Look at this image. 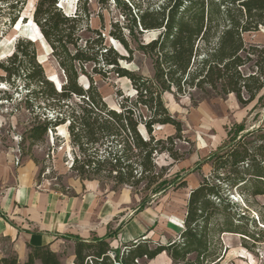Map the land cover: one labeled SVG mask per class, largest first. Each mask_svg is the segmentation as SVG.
<instances>
[{
  "label": "trees",
  "instance_id": "trees-1",
  "mask_svg": "<svg viewBox=\"0 0 264 264\" xmlns=\"http://www.w3.org/2000/svg\"><path fill=\"white\" fill-rule=\"evenodd\" d=\"M61 1L36 0L27 18L51 49L64 78L61 88L57 90L47 80L29 39L16 40L13 53L0 63V84L24 92L21 103L31 115L25 140L30 145L42 142L48 133L65 126L72 146L83 157L80 167H72L79 180L109 185L113 191L140 190L144 195L140 209L152 196L185 188L183 178L167 179L170 166L159 168L155 163L157 155L166 154L173 164L184 157L175 149L182 125L169 114L163 95L189 96L191 101L193 93L233 95L241 107L252 104L264 91V45L249 44L244 36L264 26V0H112L130 20L128 35L158 33L149 43L132 48L113 24L109 37L127 57L107 45L100 31L90 30L89 0H72L73 14L59 7ZM18 4L22 13L25 0H0V9L7 11L0 37L19 20L21 13L14 15ZM81 33L91 36L83 40ZM136 52L151 60L152 78L120 67L121 61L130 62ZM89 64L95 74L127 79L136 98L130 101L116 91L122 101L111 109L85 72ZM80 75L86 77L87 88L78 84ZM156 126H171L175 135L157 139ZM205 163L210 164V172L189 194L177 239L165 245L139 241L117 249L107 242L114 236L111 231L104 239H73L72 264H146L143 261L162 253L172 264H221L223 235L240 236L245 248L246 242H259L257 234L262 231L254 235L247 230L249 209L243 205L236 215L233 209L238 205L231 198L264 197V126L249 131L233 126L227 141L190 173L199 172ZM0 264L61 262L48 247H39L29 248L22 263L12 255Z\"/></svg>",
  "mask_w": 264,
  "mask_h": 264
},
{
  "label": "rangeland",
  "instance_id": "rangeland-1",
  "mask_svg": "<svg viewBox=\"0 0 264 264\" xmlns=\"http://www.w3.org/2000/svg\"><path fill=\"white\" fill-rule=\"evenodd\" d=\"M29 3H31L29 12L23 16ZM34 3H36V0H25L22 13L19 11L20 5L16 6L14 15L19 11L21 13L20 18L14 26L12 25L13 27L7 29L3 37H0L1 47L5 46L4 40L18 25L20 31L13 41V46L7 50L4 58L0 59V63L13 53L16 40L29 39L34 43L36 60L41 64L45 76L49 78V75H53L56 79L54 82L57 86H60L63 84L64 78L51 55V49L37 33L35 25L27 19L30 17ZM60 5L64 12L73 14L74 3L72 0H63ZM89 10L91 13L89 19L90 30L100 31L102 37L105 38V43L112 46L111 42H113L115 49L122 56L127 57L126 52L116 41L109 37V32L113 31V24H117L132 48H135L139 43L147 44L158 35L155 32L142 35L134 32L133 37L128 35L126 27L131 26L130 20L129 18L126 20L122 16L112 0H89ZM6 13V9H0L1 26L7 21L5 18ZM99 16L102 18V22ZM80 36L85 40L91 35L81 33ZM244 39L249 44L264 45V26L260 27L258 32L254 34L245 35ZM0 50L6 51V49L1 48ZM120 67L147 79L153 76L151 60L139 52L134 53L130 62L121 61ZM93 68L94 66L91 64L86 65L85 72L90 75L96 89L110 108L117 109V103L122 101L121 98L116 97V91H121L123 98H128L130 101L136 98V92L127 79L116 78L112 74L103 77L95 74ZM96 69L97 71H103L101 67ZM78 84L83 88H87L88 81L86 77L80 75ZM16 85L21 87L22 84L17 82ZM23 96V90L15 92L9 85L0 84V161L6 162L10 166L12 170L11 179L14 183L17 182L19 169L25 164H29L36 169L34 177L36 187L62 191L67 182L74 178L79 179L72 167H80L83 157L72 146L65 126L57 128L55 133H48L42 142L30 145L25 140L26 131L31 125V115L21 103ZM192 96L193 101L190 100L189 96L174 99L170 94L165 93L163 95V102L169 114L182 125V138L180 141H176L175 149L184 156L183 160L173 164V161L166 154L155 157V163L159 168L170 166L167 179L171 180L178 176L183 178L184 181L186 180L188 184H191L193 178L199 180L202 175L209 174V163H205L200 167L202 174L194 173L193 176L190 171L194 169L196 162L205 161L209 155L215 153L227 141V133L233 126L242 125L244 130L248 131L264 126V91L258 95L252 104L246 107H241L233 95L203 97L198 93H193ZM141 112L146 115L145 109H141ZM159 127L162 126L154 127V135L157 139H165L168 136L175 135L172 127L171 130ZM4 185L0 180V189H3ZM131 191L135 192L138 197L144 196L140 193V190ZM167 192L171 197L170 202L182 209L187 189H169ZM155 197L152 196L149 202L154 200ZM231 201L238 205L233 209L236 215H240L243 205L249 209L246 214L244 213L248 221L246 224L247 230L254 235L259 230L262 232L257 234L259 242H246V248L243 246L240 236L223 235L221 237V250L224 259L221 264H264V197L240 199L235 196L231 198ZM176 211H179V209H176ZM173 224L176 226L178 222L176 221ZM68 253V247L65 246L64 253L61 255L63 264L73 262H70V258L67 256Z\"/></svg>",
  "mask_w": 264,
  "mask_h": 264
},
{
  "label": "crops",
  "instance_id": "crops-1",
  "mask_svg": "<svg viewBox=\"0 0 264 264\" xmlns=\"http://www.w3.org/2000/svg\"><path fill=\"white\" fill-rule=\"evenodd\" d=\"M162 128L171 130V126ZM11 174L10 166L0 161V180L5 184L0 189V260L13 255L21 263L27 259L29 248L39 247H48L61 262L65 246L72 262L73 239H104L109 231L114 233L107 240L113 249L139 241L165 245L182 231L189 194L204 176L193 178L191 184L184 181L182 189H187V195L182 209L170 202L168 192L140 209L143 197L131 188L113 191L109 185L77 178L67 182L62 191L36 187V169L29 164L19 169L17 182H12ZM174 221L178 222L176 226ZM143 262L172 264L166 253Z\"/></svg>",
  "mask_w": 264,
  "mask_h": 264
},
{
  "label": "bare ground",
  "instance_id": "bare-ground-1",
  "mask_svg": "<svg viewBox=\"0 0 264 264\" xmlns=\"http://www.w3.org/2000/svg\"><path fill=\"white\" fill-rule=\"evenodd\" d=\"M30 5H31V3L28 4L27 9H26L25 12L23 13V16H25V15L28 14ZM32 6H33V5H32ZM59 7L62 8L60 4H59ZM22 18H27V17H22ZM19 31H20V30H19V25H18L16 28H14V29L12 30V33H11V34H10L5 40H4L5 46L2 48L1 45H0V48L3 49V50L6 49V51H7L10 47H12V46H13V41H14V39L17 37V34H18ZM6 51L3 52V51L0 50V59L4 58V55H5ZM50 78H51L52 80H51ZM49 79H50L51 81H53V82L56 80V79L54 78L53 75H49ZM54 83H55V82H54ZM55 85H56V83H55ZM56 86H57V85H56ZM57 87H58V86H57ZM159 128H161V127H159Z\"/></svg>",
  "mask_w": 264,
  "mask_h": 264
},
{
  "label": "water",
  "instance_id": "water-1",
  "mask_svg": "<svg viewBox=\"0 0 264 264\" xmlns=\"http://www.w3.org/2000/svg\"><path fill=\"white\" fill-rule=\"evenodd\" d=\"M111 45H112V47L115 49V47H114V45H113V42H111ZM115 50H116V49H115ZM47 80L50 81L51 83H53V85L56 87L57 90H59V89L61 88V85L57 87V86L55 85V83H54L53 81H51L49 78H47ZM111 109H112V108H111ZM142 132H144L143 129H140V133L144 136V133H142Z\"/></svg>",
  "mask_w": 264,
  "mask_h": 264
}]
</instances>
